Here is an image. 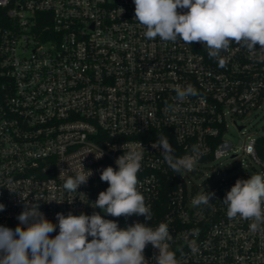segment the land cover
I'll return each mask as SVG.
<instances>
[{
	"label": "built area",
	"instance_id": "built-area-1",
	"mask_svg": "<svg viewBox=\"0 0 264 264\" xmlns=\"http://www.w3.org/2000/svg\"><path fill=\"white\" fill-rule=\"evenodd\" d=\"M134 9L133 0H0V225L14 230L24 200L35 198L53 223L58 212L95 210L108 187L97 170L116 169L123 146L141 142L137 190L151 206L149 226L170 224L171 250H183L179 264H264V224L253 229V220L230 219L223 205L236 180L252 175L215 171L223 157H239L230 125L243 132L239 120L264 105V56L234 42L209 58L200 42L150 40ZM188 84L198 96L177 101L176 87ZM161 133L178 157L200 146L204 155L192 171L177 174L151 147ZM241 148L264 175V136L247 135ZM61 168L69 170L63 178ZM88 169L93 175L77 192L63 188L68 176ZM205 191L215 192L212 205L195 206ZM127 219L128 226L145 222ZM185 236L196 241V254ZM144 255L154 264L158 250L148 245Z\"/></svg>",
	"mask_w": 264,
	"mask_h": 264
},
{
	"label": "clouds",
	"instance_id": "clouds-1",
	"mask_svg": "<svg viewBox=\"0 0 264 264\" xmlns=\"http://www.w3.org/2000/svg\"><path fill=\"white\" fill-rule=\"evenodd\" d=\"M136 20L146 28L145 36L152 40L157 36L163 41L177 40L185 44L200 42L208 50L209 58H217L221 50H228L230 43L246 48L255 55L264 56V0H133ZM177 9H187L178 12ZM121 12L124 11L120 8ZM260 48L257 50L256 46ZM224 66V60H219ZM175 99L184 102L190 96H198L193 85L177 86ZM172 109L173 105H166ZM128 147V151H124ZM163 155L164 161L177 174L192 171L204 152L199 145L191 147V154L176 156V149L169 142L168 136L161 133L151 145ZM141 142L123 146V155L115 160L116 169L108 166L100 172V179L109 187L98 194L95 207L104 215L112 217L143 216L145 222H134L126 228H120L118 221L104 218L99 212L91 215L81 213L65 216L56 213V223L47 219L39 209V200L33 203L24 200L23 211L16 217L19 224L13 230L0 225V264H149L145 259L146 246L158 250L153 257L154 264H179L177 251L171 250L174 240L169 231V223L160 222L158 226H149L153 213L146 205L145 197L137 190V173L141 170L144 158ZM249 154L255 153L254 144L247 146ZM104 153L99 150L96 159ZM79 166L85 169L79 162ZM69 170L60 169L59 178ZM93 175L78 172L68 176L63 188L77 192L81 185L88 183ZM11 192H16L9 189ZM82 194V193H81ZM215 192L205 191L193 201L195 206H211L210 200ZM53 201V200H51ZM49 201V202H51ZM62 203V202H57ZM71 203V202H69ZM264 175L255 174L247 180L237 179L223 199L230 219L239 216L244 220L255 221L251 227L264 224ZM6 206L0 203V212ZM54 237L50 234L56 232ZM199 230H192L197 236ZM91 238V239H89ZM188 247L193 254L199 251L196 241L188 240Z\"/></svg>",
	"mask_w": 264,
	"mask_h": 264
},
{
	"label": "rangeland",
	"instance_id": "rangeland-1",
	"mask_svg": "<svg viewBox=\"0 0 264 264\" xmlns=\"http://www.w3.org/2000/svg\"><path fill=\"white\" fill-rule=\"evenodd\" d=\"M239 122L245 126L243 132L234 125H230L227 132V138L233 141L235 149H238L239 157L237 159L231 158V156L223 157L217 162L215 171L224 170L229 175L242 172L255 175L258 167L248 155L243 154L241 147L247 135H251V137L264 136V105Z\"/></svg>",
	"mask_w": 264,
	"mask_h": 264
},
{
	"label": "trees",
	"instance_id": "trees-1",
	"mask_svg": "<svg viewBox=\"0 0 264 264\" xmlns=\"http://www.w3.org/2000/svg\"><path fill=\"white\" fill-rule=\"evenodd\" d=\"M108 187H109V185H108ZM93 212H99L102 216H104V218H106V219H109V220H116V221H118V226L120 227V228H126V227H128V219H127V217H112V216H110V215H104L102 212H101V210L100 209H98V208H95V210H93V211H91V212H89V213H87L86 215H91V214H93ZM89 239H91V238H89Z\"/></svg>",
	"mask_w": 264,
	"mask_h": 264
}]
</instances>
